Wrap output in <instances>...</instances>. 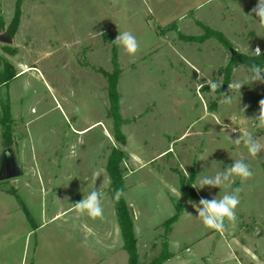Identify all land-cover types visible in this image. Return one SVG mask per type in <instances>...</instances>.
Returning a JSON list of instances; mask_svg holds the SVG:
<instances>
[{
  "label": "rangeland",
  "instance_id": "1",
  "mask_svg": "<svg viewBox=\"0 0 264 264\" xmlns=\"http://www.w3.org/2000/svg\"><path fill=\"white\" fill-rule=\"evenodd\" d=\"M257 3L0 0V159L11 147L22 170L0 181V264H127L117 260L124 250L101 246L123 245L106 172L113 147L127 154L120 164L123 197L137 211L139 264H151L164 243L170 257L161 264H264V150L253 158L243 142L234 143L249 131L264 144L255 119L264 83L238 69L264 49V29L252 12ZM123 31L136 36L140 49L130 56L117 47L114 65L110 37ZM117 69L125 143L110 109L109 74ZM233 81L243 83L240 92L228 89ZM223 95L232 102L222 104ZM205 150L209 157L199 161ZM236 159L250 166V179L194 188L199 177ZM236 188L235 221L226 220L224 232L205 228L193 203ZM93 190L107 194L102 217L74 208ZM176 205L178 218L167 231L163 223Z\"/></svg>",
  "mask_w": 264,
  "mask_h": 264
},
{
  "label": "clouds",
  "instance_id": "2",
  "mask_svg": "<svg viewBox=\"0 0 264 264\" xmlns=\"http://www.w3.org/2000/svg\"><path fill=\"white\" fill-rule=\"evenodd\" d=\"M118 0H113V3H117ZM252 12L258 17V25L264 29V0H258L255 8ZM251 17V16H249ZM113 43L122 48L125 53L130 56H134L140 49V44L136 36L130 31L120 32ZM255 55L260 56L261 51L257 47L253 52ZM238 69L246 70L248 78L251 82L264 83V68L259 65L253 64L251 66L241 65ZM212 91H215L218 87L215 83L209 84ZM243 83L241 81H233L228 85V89L237 90L240 92ZM221 100L222 104H230L232 98L229 95H223ZM245 108H241L240 111L244 112ZM258 121L257 127L264 129V100L260 101V111L255 118ZM227 127V126H226ZM228 136V135H227ZM229 138V136H228ZM230 139V138H229ZM243 142L249 155L255 158L262 150H264V144L260 140L256 139L249 131L243 132L238 139L234 141L236 144ZM209 156L207 150L199 156V161H206ZM253 176V172L250 166L243 160H234L231 166H228L224 171H218L214 176H202L197 180V189H202L205 186L222 188L225 185H229L233 182L234 177H238L241 181H246ZM241 189L236 188L232 192H225L218 199L216 197L211 200L201 198L199 203H193V207L198 213V218L202 221L203 225L207 229L215 230L217 232H224L226 230L225 221L234 222L236 218V208L240 203L239 193ZM106 193L100 190H93L84 197V199L74 205L75 210L79 214H87L90 217L98 218L103 216L104 208L103 201L106 198ZM124 195L122 190L115 192L114 198L119 200ZM179 195V193H178ZM181 196V195H180Z\"/></svg>",
  "mask_w": 264,
  "mask_h": 264
},
{
  "label": "trees",
  "instance_id": "3",
  "mask_svg": "<svg viewBox=\"0 0 264 264\" xmlns=\"http://www.w3.org/2000/svg\"><path fill=\"white\" fill-rule=\"evenodd\" d=\"M19 14V11L17 12ZM18 21V15L15 16V25ZM112 41L115 39L110 37ZM117 47L114 43L112 46V61L114 65H117ZM232 61L237 60V56L232 57ZM243 64L247 66H251L253 64L259 65L262 67L264 65V49L261 51V55L257 56L254 55L252 58L244 57L242 59ZM118 73L119 69L116 70L115 74H109V97H110V104H111V111L113 112V115L115 116V129H116V137L117 139H120L122 142L125 143V138L121 133L118 132V126L121 123L122 119L120 117V114L118 112V94L116 90L117 85V79H118ZM15 74L13 73L11 77H13ZM10 76V75H9ZM10 77V78H11ZM8 110L5 108L3 109V117L2 122L6 123V120L8 122ZM7 126V125H6ZM5 126L4 131V137L6 138V142L9 144L11 139V133L9 126ZM127 157V154L123 151L121 148L113 147L110 154L107 157V163H106V170L110 176L111 180V189H110V195L117 213L118 222L121 229V234L123 238V247L128 253V264H139V254L136 247V237L133 232V222L132 217L128 208L127 203L125 202L123 195L120 197L119 200H116L114 198L115 192L117 190H124V175L122 172V169L120 168V164L122 161L125 160ZM9 193H12L16 196V198L19 200L20 204L23 206V210L26 213V216L28 219H31V216L23 204L22 200L18 196V194L14 191H7ZM177 207V213H175L173 216L169 217L165 220L163 223L166 227V230L168 231L170 229L171 224L177 220L178 213L180 211L179 205H176ZM170 257V253L167 250V243L163 244L162 251L160 252L159 256L154 258L151 264H161L165 260H167Z\"/></svg>",
  "mask_w": 264,
  "mask_h": 264
},
{
  "label": "water",
  "instance_id": "4",
  "mask_svg": "<svg viewBox=\"0 0 264 264\" xmlns=\"http://www.w3.org/2000/svg\"><path fill=\"white\" fill-rule=\"evenodd\" d=\"M21 173L22 170L16 160L13 149L6 147L0 159V181L18 177Z\"/></svg>",
  "mask_w": 264,
  "mask_h": 264
},
{
  "label": "crops",
  "instance_id": "5",
  "mask_svg": "<svg viewBox=\"0 0 264 264\" xmlns=\"http://www.w3.org/2000/svg\"><path fill=\"white\" fill-rule=\"evenodd\" d=\"M86 129V127L85 128H83V129H81L80 131L82 132V131H84ZM165 152V150L163 151V152H161L160 154H162V153H164ZM159 154V155H160ZM129 157H130V160L132 161V157H131V155H129ZM106 172H107V170H106ZM22 174V173H21ZM20 174V175H21ZM107 174H108V172H107ZM108 176H109V174H108ZM19 177V176H18ZM110 177V176H109ZM1 191V190H0ZM124 191V190H123ZM7 193H9V192H7ZM17 193V192H16ZM12 194V193H11ZM18 194V193H17ZM110 194V193H109ZM14 195V194H13ZM18 196H19V194H18ZM111 196V195H110ZM20 197V196H19ZM124 198V197H123ZM17 199V198H16ZM21 199V198H20ZM125 200V199H124ZM23 202V201H22ZM126 202V201H125ZM20 203V202H19ZM127 203V202H126ZM24 204V203H23ZM25 205V204H24ZM114 205V204H113ZM127 205H128V208H129V211H130V214H131V217H132V222L134 221V219H135V217L137 216V211L134 209V207L133 206H131L130 204H128L127 203ZM116 211V210H115ZM116 215H117V213H116ZM117 220H118V217H117ZM105 224V222L104 221H98L97 223H96V225L97 226H101V231L103 230L102 229V227H103V225ZM118 224H119V222H118ZM119 228H120V225H119ZM109 231H108V229H106V236H107V238H109ZM120 233H121V229H120ZM121 236H122V234H121ZM136 237V236H135ZM123 239V238H122ZM136 243H137V238H136ZM101 246H106L107 248V250L108 251H112V250H117V249H119V250H124V251H121V253L119 254V259H117V260H119L121 263L122 262H124V261H127V264H128V253H127V251L124 249V247H123V245L122 246H119V247H116V246H111L110 244H107V242L105 243V242H101ZM136 247H137V245H136ZM122 248V249H121ZM138 251V250H137ZM123 252H126V255H124V253ZM98 257V259L99 258H103L104 256H101V255H99V256H97ZM106 258V257H105ZM104 259V258H103ZM91 261H93V262H91V264H102V262H101V260H99V261H97V260H91ZM166 261V260H165ZM163 263V262H162Z\"/></svg>",
  "mask_w": 264,
  "mask_h": 264
}]
</instances>
